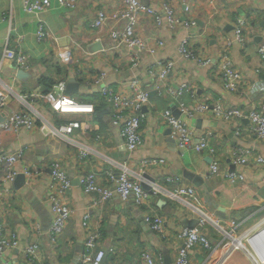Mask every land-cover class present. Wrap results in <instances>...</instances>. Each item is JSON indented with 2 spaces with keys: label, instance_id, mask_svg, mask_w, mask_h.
I'll list each match as a JSON object with an SVG mask.
<instances>
[{
  "label": "crops",
  "instance_id": "obj_1",
  "mask_svg": "<svg viewBox=\"0 0 264 264\" xmlns=\"http://www.w3.org/2000/svg\"><path fill=\"white\" fill-rule=\"evenodd\" d=\"M121 1L80 0L75 12L53 7L43 14L50 35L38 39L37 17L25 12L22 0H0V77L5 84L0 85V89L7 86L18 95H27L30 105L57 127L74 119L82 123L81 127L74 128L68 134L74 143L64 136L51 133L42 120H38L31 129L22 126L2 132L0 150H22V158L16 161L15 169L18 175H25L23 180L17 181V175L13 181L6 182L13 189L12 194L7 198L0 197V225L6 231H14L19 237V245L9 248L6 253L10 264H29L23 249L31 242L39 244L38 258L34 264H79L86 235L83 218L87 212L93 215L94 222L102 224L99 244L107 252L103 264H147L141 257L145 250H150L156 256L162 254L164 264H175L177 253L185 243L181 232L192 218L198 217L192 207L194 203L205 208L217 222L227 227L232 219L242 222L239 234L264 218V164L255 159L256 155L264 157V138L250 133V119L242 117L228 121L211 110L194 112L193 116H189L180 108L181 102L193 107L205 101L211 103V108L218 102L224 106L241 107L248 115L255 102L264 101V92L260 90L261 83H264V59L259 52L263 39L259 36H264V0H215L213 3L207 0H142L157 8L163 21L157 25L153 16L143 15L137 26L138 33L150 43L156 35L165 42L157 46L154 52L146 53L138 66L131 65L128 46L118 49L111 47L110 31L115 23L108 21L98 28L92 26L100 7L111 11ZM164 4L175 9L179 22L174 26H170L164 16ZM187 18L195 19L197 24L186 28L183 21ZM237 18L245 19V44L236 35L234 24ZM123 23L120 21L117 24ZM10 26L16 27L23 35L21 46L28 56L29 68H17L12 62L2 60ZM189 33H192L190 46L194 48V58H186L179 52L180 42ZM15 37L16 33L12 31V47ZM98 42L103 47L96 51L93 47ZM64 48L72 50L68 64L62 63L58 57V52ZM225 52L243 75L241 88L235 92L224 88L216 65ZM200 56L210 59L213 64L201 65ZM170 58L175 60V67L169 73L167 84L176 89L187 82L195 89L194 95L185 91L179 98H174L167 93L159 95L152 89L147 69L158 60ZM102 70L107 74L99 82L96 77ZM134 76L141 78L143 86L150 91L151 99L145 106L146 116L141 125L143 142L139 148L129 152L119 126L112 120L110 104L101 97L99 90L102 82L126 89L128 81ZM70 77H75L83 86L71 95L81 102L93 103V112L57 113L41 96L54 92L59 79L68 80ZM49 86L51 88L47 90ZM175 106L180 111L179 116L198 134L207 130L212 132L211 146L214 157L220 163L219 174L207 175L212 160L208 150H181L176 137L172 132L168 133L170 126L164 113L170 109L174 114ZM20 108L22 104L19 98L10 96L6 112ZM235 146L252 150L249 163L236 165L231 162V151ZM83 149L88 150L85 156H81ZM151 157L163 160L146 168V172L156 178V183L171 188L167 178L180 177L184 184L195 186L199 193L196 200H173L165 196L151 200L152 210L165 217L164 236L150 233L152 230L145 220V214L152 210L137 204L134 197L123 200L115 191L103 206L95 208L92 203L98 194L84 192L79 182L81 175L94 171L100 184L111 186L106 177L108 167L118 169L122 163H126L137 171L142 167L141 162ZM54 159L60 160L73 183L64 196L73 211L55 245L51 244L46 233L53 220L46 198L47 193L53 190L50 165ZM25 169L31 170L32 176L26 174ZM230 170L243 174L244 179L232 182L226 176ZM113 214L118 219L110 229ZM208 236L218 249L211 253L200 244L194 246L190 250L193 264H249L251 258L246 249L227 252V241L215 235ZM250 245L259 256L264 257V233L256 235ZM165 254L169 262L164 261ZM0 264L5 263L0 260Z\"/></svg>",
  "mask_w": 264,
  "mask_h": 264
},
{
  "label": "built area",
  "instance_id": "obj_2",
  "mask_svg": "<svg viewBox=\"0 0 264 264\" xmlns=\"http://www.w3.org/2000/svg\"><path fill=\"white\" fill-rule=\"evenodd\" d=\"M80 0H22L23 9L28 14H33L37 17V29L36 34L38 39H44L50 35L47 22L43 17V14L53 7L63 8L70 12L78 10ZM209 3H213L215 0H207ZM151 15L155 18L157 25H161L163 21L162 14L157 8L147 5L142 0H122L121 4L109 11L105 7H100L96 11V16L92 20L93 27H101L104 23L112 21L116 25L110 31L111 47L118 49L121 46H128L131 50L130 63L132 66H138L140 60L146 53H152L156 50L157 46H162L164 40L159 36H154L150 41L143 37L137 31V26L141 16ZM164 16L170 26H174L179 22L175 14V9L169 4H164ZM123 21L122 25L117 23ZM197 22L193 18H187L183 21V25L186 28H191L196 25ZM245 19L237 18L235 21V30L238 40L242 43H246V39L243 35V26ZM12 31L16 33L15 45L12 47L10 44V37ZM192 33H189L179 45V52L181 56L186 58H194L196 56L194 48L190 46V37ZM8 41L3 50L2 60H8L14 64L17 68H29L30 62L27 54L22 50V38L23 35L17 31L16 27H9L8 29ZM153 43L155 45H153ZM259 52L264 59V37L259 47ZM72 50L70 48H64L58 52L60 61L64 64H68L71 61ZM199 63L201 65L212 64L210 59L199 57ZM1 65V64H0ZM219 72L222 76L223 86L229 91H238L241 88L242 73L234 65L231 56L228 52H225L220 56L217 62ZM175 67V60L166 59L158 60L155 64L149 66L147 74L152 81V89L157 91L159 95L170 94L174 98H179L185 91H190L192 95L195 94V89L191 84L183 82L179 88H172L167 84V78L169 73ZM107 72L102 70L96 77L100 82L103 81ZM68 80L67 78L59 79L55 85L54 92H48L41 94V96L49 103L51 109L57 113H83L93 112V103H84L72 95L66 92ZM0 85H5L0 79ZM260 90L264 92V83H261ZM101 96L106 102L110 104V108L113 112L114 124H117L120 128V133L124 138L126 149L132 152L139 148L143 142L141 125L145 119L146 113L144 111L145 106L150 103L151 95L150 91L146 89L141 78L134 76L128 81L127 88L119 89L116 86H112L107 82H102L99 90ZM17 96L21 101L22 108L19 110H9L6 112L8 100L10 96ZM27 95H18L11 87L4 86L0 89V114H5L6 117L0 122V148H1V134L12 129L19 127H25L31 129L35 126L38 120H42L49 131L57 136H64L69 139L70 143H74L68 134L73 131L74 128H79L82 123L78 119L70 120L68 123L57 127L53 122H49V119L44 118L38 113L29 103ZM211 103L200 102L191 107L184 102L180 103V108L183 113L189 116H193L194 112L204 113L206 111H214V113L222 117L224 120L241 119L242 117H248L250 119L249 131L259 138H264V101L255 102V106L248 111V115H245L243 108L238 106H224L221 103H214L213 107ZM164 117L168 125L172 130V134L176 137L178 147L181 150L194 149L197 152L208 150L211 153L212 160L207 170L208 176H215L221 172V167L218 159L214 157V148L211 146L212 132L205 131L198 134V132L188 122L181 118V116H175L170 109H166ZM238 132V129L237 131ZM0 197L7 198L12 194L13 189L6 185V182L13 181L18 174L15 169V163L18 159L22 158L23 151L18 150L14 152H7L0 150ZM88 154V150H81V156ZM252 156V150L242 146H235L231 151V162L236 165H244L249 163ZM256 162L264 164V157L256 155ZM163 161L157 158H146L141 162L142 167L137 171L130 168L126 163H122L118 169L108 167L106 169V177L111 186H105L99 183L97 173L94 171H87L79 177V182L83 186V190L86 193H97L96 199L92 205L97 208L103 206L108 200H110L114 192L123 199L127 200L131 196L134 197L135 202L140 206L151 209V200L157 196H165L171 199L179 198H193L196 200L198 196V190L193 185L184 184L180 177L175 179L167 178L170 180L171 188L162 186L155 181H147L144 177L146 168ZM51 169V186L53 190L47 193V202L51 207L53 213V220L48 230L47 236L51 244L55 245L64 232L67 222L72 214L71 206L66 203L64 196L72 187V178L67 174L63 168L60 160H53L50 165ZM26 174L32 175L31 170L25 169ZM226 176L232 181L244 179V175L238 173L236 170L226 173ZM146 179V180H145ZM264 180V176H263ZM147 181L151 187L145 188L143 182ZM193 203V202H192ZM193 209L197 213L200 219L199 224L194 228H184L181 232L184 238V245L180 247L175 264H193L190 258V250L194 246L200 244L205 250L213 253L218 249L214 246L203 232V227L210 221L218 227V231L222 230L224 233L223 240L229 242L227 252L233 250L246 249L250 255L249 264H264V257L259 256L253 248L249 247L250 241L259 233H264V218L254 226L246 227L242 233L240 232L239 222L232 219L229 227L225 228L221 222H217L205 208L198 203L192 204ZM92 214L86 213L83 218V227L86 230L85 240L83 248L80 252L79 264H103V259L106 256V248L99 244L101 235V222H94L92 220ZM145 220L149 223L151 230L156 234L164 236L165 217L156 212L147 211L145 214ZM225 231H224V230ZM19 245V237L14 231H6L4 226L0 225V260L5 264H10L6 258V253L9 248H14ZM252 247V246H251ZM112 249V248H111ZM39 244L31 242L24 246L23 253L29 264H34L38 258ZM141 257L147 264H164L162 254L158 256L154 255L150 250L142 252Z\"/></svg>",
  "mask_w": 264,
  "mask_h": 264
},
{
  "label": "water",
  "instance_id": "obj_3",
  "mask_svg": "<svg viewBox=\"0 0 264 264\" xmlns=\"http://www.w3.org/2000/svg\"><path fill=\"white\" fill-rule=\"evenodd\" d=\"M259 37H263V36H259ZM102 47H103V45L101 44V42H98L94 45L93 49L97 51V50H100ZM81 87H83V86L81 85L80 81L76 80L75 77H70L68 79L66 91L68 94L71 95L73 93L78 92ZM173 112H174L175 116H179V114H180V111L177 109L176 106H175ZM4 119H5V114H0V121H3ZM167 131H168V133L172 132L171 128H169ZM232 169H234V168H232ZM18 176L19 177H18L17 181L23 180L25 178V175L22 173H20ZM144 177L147 179V181H155L156 180V178H154V176H152L150 173H147V172L144 174ZM147 181H144L143 185L145 188H150L151 185ZM117 219H118V216L116 214H113L111 221H110V229L113 228V226H115V224L117 223ZM199 222H200V219L198 217L192 218L190 220V222L186 224V227L187 228H194L199 224ZM145 228L147 229V227H145ZM150 233L152 235L155 234L153 231H151ZM164 261L169 262V257L166 254L164 257Z\"/></svg>",
  "mask_w": 264,
  "mask_h": 264
},
{
  "label": "rangeland",
  "instance_id": "obj_4",
  "mask_svg": "<svg viewBox=\"0 0 264 264\" xmlns=\"http://www.w3.org/2000/svg\"><path fill=\"white\" fill-rule=\"evenodd\" d=\"M222 224V223H221ZM205 226H207L206 228H205V230H203V232L207 235H215V236H217L218 238H223V231L222 230H220V231H218V227L215 225V224H212L210 221L205 225ZM223 226H225V228H227V226L225 225V224H223ZM207 231H208V233H207ZM241 231V230H240ZM207 235V236H208ZM229 243V242H228ZM249 247L250 248H252L251 247V245L249 244Z\"/></svg>",
  "mask_w": 264,
  "mask_h": 264
},
{
  "label": "clouds",
  "instance_id": "obj_5",
  "mask_svg": "<svg viewBox=\"0 0 264 264\" xmlns=\"http://www.w3.org/2000/svg\"><path fill=\"white\" fill-rule=\"evenodd\" d=\"M234 27H236L235 26V24H234ZM264 37V36H263ZM263 40V39H262ZM232 59V58H231ZM218 61H219V59H218ZM217 61V62H218ZM233 61V60H232ZM234 63V62H233ZM213 64V63H212ZM216 65H217V63H216ZM235 65V64H234ZM218 66V65H217ZM236 66V65H235ZM238 68V67H237ZM239 69V68H238ZM240 70V69H239ZM0 79H1V77H0ZM67 92V91H66ZM5 117H6V115H5ZM144 121V120H143ZM1 122V121H0ZM1 151H3V150H1ZM51 170V169H50ZM232 171H234V170H232ZM25 172V171H24ZM18 175V174H17ZM29 176H32V175H29ZM187 228V227H186ZM153 231V230H152ZM154 232V231H153ZM155 233V232H154ZM156 234V233H155Z\"/></svg>",
  "mask_w": 264,
  "mask_h": 264
},
{
  "label": "trees",
  "instance_id": "obj_6",
  "mask_svg": "<svg viewBox=\"0 0 264 264\" xmlns=\"http://www.w3.org/2000/svg\"><path fill=\"white\" fill-rule=\"evenodd\" d=\"M54 84H55V83H54ZM52 85H53V84H52ZM52 85H51V86H52ZM51 86H49V87L47 88V90H49V89L51 88ZM47 90H46V91H47ZM44 92H45V91H44ZM99 94H100V92H99ZM100 95H101V94H100ZM101 97H102V96H101ZM102 98H103V97H102ZM103 99H104V98H103Z\"/></svg>",
  "mask_w": 264,
  "mask_h": 264
}]
</instances>
